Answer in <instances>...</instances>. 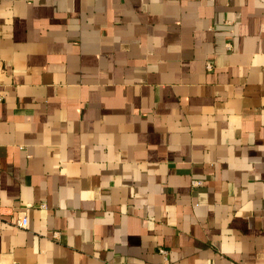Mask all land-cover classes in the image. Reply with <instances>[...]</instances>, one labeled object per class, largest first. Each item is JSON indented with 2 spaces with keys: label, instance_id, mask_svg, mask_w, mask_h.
I'll return each instance as SVG.
<instances>
[{
  "label": "crops",
  "instance_id": "crops-1",
  "mask_svg": "<svg viewBox=\"0 0 264 264\" xmlns=\"http://www.w3.org/2000/svg\"><path fill=\"white\" fill-rule=\"evenodd\" d=\"M0 264H264V0H0Z\"/></svg>",
  "mask_w": 264,
  "mask_h": 264
},
{
  "label": "built area",
  "instance_id": "built-area-1",
  "mask_svg": "<svg viewBox=\"0 0 264 264\" xmlns=\"http://www.w3.org/2000/svg\"><path fill=\"white\" fill-rule=\"evenodd\" d=\"M195 183L199 184L200 182H195ZM42 206H44V205H42ZM17 225H18V227H21V228L26 227V225H27V217L26 216H22L18 220ZM160 252L161 253H165L166 251L164 249H160Z\"/></svg>",
  "mask_w": 264,
  "mask_h": 264
}]
</instances>
